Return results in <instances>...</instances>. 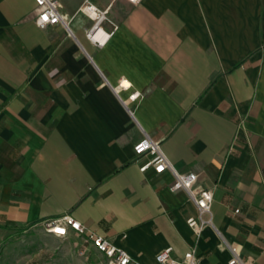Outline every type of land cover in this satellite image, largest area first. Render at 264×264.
<instances>
[{"label":"crops","instance_id":"0c3cea01","mask_svg":"<svg viewBox=\"0 0 264 264\" xmlns=\"http://www.w3.org/2000/svg\"><path fill=\"white\" fill-rule=\"evenodd\" d=\"M57 1L69 34L0 0V230L68 215L139 264H264V0ZM141 132L213 193L198 238L172 175L139 170Z\"/></svg>","mask_w":264,"mask_h":264},{"label":"built area","instance_id":"2783aa9c","mask_svg":"<svg viewBox=\"0 0 264 264\" xmlns=\"http://www.w3.org/2000/svg\"><path fill=\"white\" fill-rule=\"evenodd\" d=\"M135 2L136 0H130ZM36 13V24L39 28L59 26L69 34L68 22L62 13V6L57 0H33ZM81 13L89 16L93 22L91 28L87 31L86 36L91 41H96L98 33L104 36V40L109 35H104L101 31V25L106 21L105 12L98 10L95 6L85 4L80 9ZM98 45H101L98 42ZM138 94L131 96L133 100ZM133 153L137 159L144 160L139 170L145 172L152 169L155 174L169 172L173 181L170 186L171 191H183L187 198L196 209L197 215L187 221L189 228L198 238L206 227H213L211 221V205L213 203V193L210 190H198L195 188L197 176L192 173H179L167 160L162 152L159 142L153 141L146 133L141 132V138L133 146ZM46 233L59 238H65L68 234L73 233L100 254L106 264H139L133 260L126 252L113 246L107 239L89 232L79 222L72 217L65 215L60 219L48 220L43 222ZM217 235L220 237L219 233ZM221 239L222 244L225 242ZM231 259L228 264H248L240 259L239 255L232 248H228ZM155 264H199L196 250L192 248L182 260H175L171 257V249H165L159 252L155 257Z\"/></svg>","mask_w":264,"mask_h":264},{"label":"rangeland","instance_id":"374dc122","mask_svg":"<svg viewBox=\"0 0 264 264\" xmlns=\"http://www.w3.org/2000/svg\"><path fill=\"white\" fill-rule=\"evenodd\" d=\"M0 264H106V260L84 238L73 233L55 237L42 223L0 230Z\"/></svg>","mask_w":264,"mask_h":264},{"label":"bare ground","instance_id":"6f19581e","mask_svg":"<svg viewBox=\"0 0 264 264\" xmlns=\"http://www.w3.org/2000/svg\"><path fill=\"white\" fill-rule=\"evenodd\" d=\"M96 40H101L102 39V34L98 33L95 37Z\"/></svg>","mask_w":264,"mask_h":264}]
</instances>
